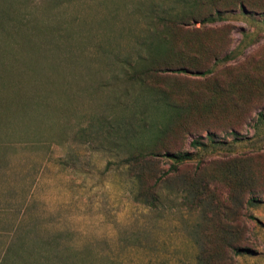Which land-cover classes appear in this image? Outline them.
<instances>
[{"label":"rangeland","instance_id":"obj_1","mask_svg":"<svg viewBox=\"0 0 264 264\" xmlns=\"http://www.w3.org/2000/svg\"><path fill=\"white\" fill-rule=\"evenodd\" d=\"M0 152V264H264V0H0Z\"/></svg>","mask_w":264,"mask_h":264},{"label":"crops","instance_id":"obj_2","mask_svg":"<svg viewBox=\"0 0 264 264\" xmlns=\"http://www.w3.org/2000/svg\"><path fill=\"white\" fill-rule=\"evenodd\" d=\"M20 157V153L18 155L13 156L11 153H9L6 157L3 156L0 152V215H2L5 212H9V209L19 206L20 204V195L17 193L14 195V192L12 191V187L5 186L4 183V162L6 159L11 162L13 159L17 160ZM1 217V216H0Z\"/></svg>","mask_w":264,"mask_h":264},{"label":"trees","instance_id":"obj_3","mask_svg":"<svg viewBox=\"0 0 264 264\" xmlns=\"http://www.w3.org/2000/svg\"><path fill=\"white\" fill-rule=\"evenodd\" d=\"M147 71H145L144 73H146ZM135 77H138L140 78L141 76L140 75H136L135 73H131V78H135ZM159 94L164 97V99L166 100V91L165 90H161L159 91ZM193 144H200L198 141H193ZM173 160L174 162H182L186 159H188L190 157V155L187 153V152H176V153H171V154H168ZM131 158H136L137 156L135 154L131 155L130 156ZM172 169H175V165L173 164Z\"/></svg>","mask_w":264,"mask_h":264}]
</instances>
